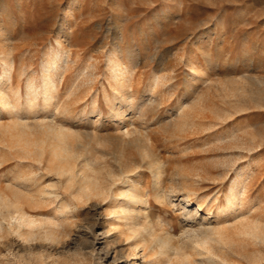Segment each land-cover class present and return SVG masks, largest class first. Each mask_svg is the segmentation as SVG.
<instances>
[{"label":"rangeland","instance_id":"1","mask_svg":"<svg viewBox=\"0 0 264 264\" xmlns=\"http://www.w3.org/2000/svg\"><path fill=\"white\" fill-rule=\"evenodd\" d=\"M117 23L123 30L119 56L133 72L135 91L133 110L124 124L135 137L151 139V149L163 165L160 186L171 198L165 203L155 200L154 181L146 170L141 185L152 200L156 235L170 232L177 240L181 225L191 223L183 218L185 206L199 211L196 224L210 208L212 213L225 211L231 180L237 175L235 194H240V201L235 210L227 218L209 221L219 226L264 222V101H258L259 92H264V0H0V53H11L15 60L14 88L19 79L25 83L29 77L41 83L43 62L59 51L57 37H62L69 59L60 84V105L67 103L76 85L77 92L88 95L70 106L66 122L85 140L114 133L112 127H94L89 111L93 96L104 111L111 106L106 101L113 94L108 55ZM10 64L11 60L0 61V72ZM86 70L99 74L83 82L79 77ZM200 98L201 108L190 113L195 121L191 131H174L180 108H191ZM38 104L43 106L42 101ZM2 115L0 127L11 126L13 119ZM95 147L97 168L118 173L117 163ZM5 161L0 165V190L10 195L12 173L19 168L15 159ZM181 188L193 191L197 199L186 204ZM60 192L70 194L64 188ZM56 202L52 198L33 209L38 225L22 229L33 240L1 234L0 264H176L175 256L160 258L150 250L135 249L119 223L108 216V200L74 201L73 208H78L74 219L58 214ZM52 229L66 234L61 241L65 244L45 239V232ZM220 264H264V243L232 245Z\"/></svg>","mask_w":264,"mask_h":264},{"label":"bare ground","instance_id":"2","mask_svg":"<svg viewBox=\"0 0 264 264\" xmlns=\"http://www.w3.org/2000/svg\"><path fill=\"white\" fill-rule=\"evenodd\" d=\"M60 30L64 31L62 28ZM122 33L123 30L117 23L108 55L110 73L107 78L113 94L106 97V101L111 102V106L104 111L96 104L97 96H93L95 103L92 111H89L90 119L94 120L91 123L94 127H112L114 133L100 136L97 132L99 135H94L92 138L87 136L86 140L81 138L66 121L70 118V106L84 100L88 95L83 96L84 92L81 90L77 92L76 85L73 90L69 89L70 93L67 92V103L60 105V86L64 82L65 64L69 59L66 46L61 44L62 37H57L59 51L54 53L50 60L43 62L42 81L39 84L35 78L29 77L25 83L19 79L17 88H14L12 73L15 60L11 53H0L1 62L5 64L9 60L13 62V66L5 65L0 72V120L5 118L2 115L4 113L13 119L11 126L6 124L7 127H0V152L3 153L0 157V165H4L7 162L5 160L9 158L15 159L19 168L12 173L11 183L8 186L12 188V193L7 195L0 190V237L6 231L8 236L15 234L26 239V242L32 239V234L25 233L22 229H30L35 224L38 225L32 219L33 209L53 198L58 202L56 204H59L58 214L66 219L71 217L74 219L73 214L77 213L78 208H73L74 201L87 204L92 200H108L111 203L108 216L119 223L121 233L127 236V240L132 241L135 249L140 248L144 252L150 250L154 256L160 258L175 256L176 264H220L224 253L231 249L232 245L245 241L264 243L262 220L240 221L237 225L231 226H219L215 221L211 222L227 218L238 205L240 194L236 195L235 190L239 185V175L231 180L226 198L228 207L225 211L217 209L216 213H212L213 210L210 208L206 211L205 218L196 224L195 218L199 211L189 210L185 206L183 218L185 222L191 223L181 225L183 227L181 236L174 240L175 235L170 232L156 235L151 220L152 200L146 186L141 185L146 170H149L154 181L155 200L170 202L171 198L160 186L163 165L151 149V139L135 137L134 130L131 131L124 124L126 114L133 110L135 91L132 89L131 80L133 72L120 57L122 47L118 38ZM94 71L86 70L79 78H83V82H90L88 77L99 74L98 71ZM58 76L60 79L56 81ZM191 77L194 79L195 74ZM201 99L193 103L191 108H180V119L173 125L174 131L183 132L194 125L195 121L190 113L198 105L201 108ZM39 101L43 102V106H38ZM258 101H264V92H259ZM42 108L45 112L41 115L39 111ZM104 112L108 113L107 116ZM31 119L33 122H30ZM105 119L108 120L107 123L101 124ZM114 121L116 123L113 126L108 125ZM95 145L101 147L99 151L103 155L110 156L117 163L118 173L97 168L98 158L94 154L98 150ZM133 150L134 154H132ZM61 188L70 194L63 195L60 192ZM182 191V198L186 204L197 199L193 198L194 192L188 188H183ZM196 206L199 209L201 207L199 203ZM53 222L57 223V221ZM4 223L7 224V228ZM173 232L175 233L174 229ZM45 233L46 240L56 243H63L61 241L66 237V234L54 229ZM89 235H95L93 229ZM116 261L114 258L113 262Z\"/></svg>","mask_w":264,"mask_h":264}]
</instances>
